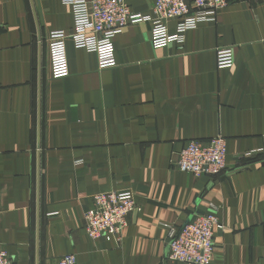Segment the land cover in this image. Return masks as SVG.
Returning a JSON list of instances; mask_svg holds the SVG:
<instances>
[{"label": "crops", "instance_id": "0c3cea01", "mask_svg": "<svg viewBox=\"0 0 264 264\" xmlns=\"http://www.w3.org/2000/svg\"><path fill=\"white\" fill-rule=\"evenodd\" d=\"M126 1L154 14L155 0ZM74 25L64 0H0V248L14 264H193L169 258L167 224L215 206L212 264H264V0H234L163 47L151 22L129 23L112 67L67 38L70 72L54 77L46 36ZM217 135L225 171L175 167L187 141ZM124 190L137 206L121 243L91 239L93 196Z\"/></svg>", "mask_w": 264, "mask_h": 264}, {"label": "built area", "instance_id": "2783aa9c", "mask_svg": "<svg viewBox=\"0 0 264 264\" xmlns=\"http://www.w3.org/2000/svg\"><path fill=\"white\" fill-rule=\"evenodd\" d=\"M73 7L74 29H60L46 36L54 77L69 74L67 38L76 47L97 53L101 67L117 64L115 37L129 23H152L151 40L155 47L180 43L189 29L203 21H215L220 9L234 0H155L154 14L134 12L126 0H64ZM250 1V0H238ZM178 21L171 33L169 21ZM234 62L232 47L218 48V66H231ZM173 164L183 172L201 175H219L227 168V138L217 135L210 139H192L175 155ZM93 206L84 213V226L91 239L121 243L136 209V196L132 190L108 191L93 196ZM217 207L196 214L181 227H169V258L193 264H212L215 234L221 223ZM0 264H14L7 250L0 248ZM52 264H82L74 254L57 257Z\"/></svg>", "mask_w": 264, "mask_h": 264}]
</instances>
